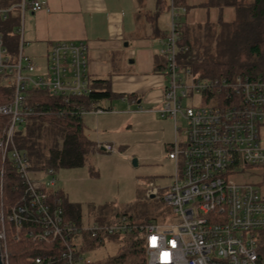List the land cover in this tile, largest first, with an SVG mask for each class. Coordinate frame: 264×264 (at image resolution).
Returning a JSON list of instances; mask_svg holds the SVG:
<instances>
[{"label":"built area","instance_id":"2783aa9c","mask_svg":"<svg viewBox=\"0 0 264 264\" xmlns=\"http://www.w3.org/2000/svg\"><path fill=\"white\" fill-rule=\"evenodd\" d=\"M46 0H19L0 8L5 18L13 7L20 12V44L15 55L0 35V83L11 87L7 102L0 103V115L7 121L0 134V197L5 181L15 178L17 199L5 214L0 198V223L6 219L17 234L38 241H57L54 254L38 256L32 264H99L85 255L90 239L136 230L143 259L135 264H264L259 257L258 239L264 232V195L248 183H238L232 174L242 166H264L260 127L264 125V73L208 76L181 65L179 54L187 50L181 31L186 7L170 0L167 34L159 53L164 56L165 86L158 112L173 120L175 140L168 151L174 161L173 180L163 197L176 222L131 220L120 214L109 224H84L68 217L61 199L51 198L55 189L54 170L34 171L17 147L18 126L34 108L26 104V93L37 88L63 98L90 93L87 71L88 47L83 41L52 43L42 70L23 52V16L27 9L39 10ZM100 112V107L82 110ZM178 119L184 121L185 142L179 149ZM99 149L114 152L108 144ZM41 173V178L35 176ZM32 175V176H31ZM148 184L146 197L158 196ZM16 234V235H17ZM4 233L0 231V239Z\"/></svg>","mask_w":264,"mask_h":264},{"label":"rangeland","instance_id":"374dc122","mask_svg":"<svg viewBox=\"0 0 264 264\" xmlns=\"http://www.w3.org/2000/svg\"><path fill=\"white\" fill-rule=\"evenodd\" d=\"M238 1L244 3L249 0ZM169 3L170 0H162L160 4H157L156 0L140 2L143 13L141 24L146 28L145 34L148 35L149 27L152 25L161 33H165ZM183 4L186 12L182 16V21L187 23L189 32L194 35L191 41L200 57L203 60L228 59V55L224 54L226 46L220 45L218 38L221 40V24L234 19V7L214 5L209 0H183ZM145 13L150 15L149 19ZM27 22V20L24 22L25 29L29 26ZM149 37L152 45L159 47L158 39ZM22 45L24 54H30L34 63L44 70L46 56L37 54L35 47L28 45L26 38L22 39ZM123 51L127 49L124 48ZM154 52L158 53V49ZM162 57L164 59L163 55ZM129 60L125 57L119 59L122 62L118 64L121 67L118 70L126 71V67L131 66ZM197 71L202 72V69ZM159 76L162 85L166 76L163 72ZM119 100L110 98L101 101L100 112L91 110L83 114L85 119L88 115L107 113L110 110L108 113L112 126L116 127L122 122L123 126L111 132L115 151L103 152L97 147L93 149L94 152L83 166L59 168L54 172L55 186L63 191L69 203L79 206V220L84 224H109L120 214L137 218L134 220L145 221L154 216L160 218L163 214L171 213L163 197L169 191L174 174V161L168 157V151L175 140L173 120L160 116L158 112L160 101L150 107L143 103L134 107L132 104L127 106ZM177 126L176 140L181 149L185 142L184 121L178 119ZM260 136L261 145L264 146V125L260 127ZM133 159L136 160L135 165L132 163ZM35 176L41 178L42 174L37 173ZM231 176L238 183L252 184L264 195V166H242ZM150 183L160 190L158 196H145L144 190ZM158 221L173 223L176 219L175 216H171L170 219ZM124 244V234L106 235L102 240L94 241L85 255L99 264H111Z\"/></svg>","mask_w":264,"mask_h":264},{"label":"trees","instance_id":"16d2710c","mask_svg":"<svg viewBox=\"0 0 264 264\" xmlns=\"http://www.w3.org/2000/svg\"><path fill=\"white\" fill-rule=\"evenodd\" d=\"M18 1L0 0V8L15 6ZM161 2L162 0H156L157 4ZM175 2L184 6L183 0H175ZM209 2L214 5L234 7V19L221 24V40L218 38V43L226 46L224 54L228 55V59L225 61L203 60L191 41L194 35L189 32L187 23L181 19L183 43L187 50L179 54V63L192 67L194 70L202 69V72L208 76L237 73L255 76L264 73V0H249L244 3L238 0H209ZM157 13L156 11L155 14ZM19 24L20 14L16 7H13L5 18L0 16V35L11 55H15L19 48ZM157 68L163 69L164 64H158ZM91 86L89 94L71 97L66 101L41 89L32 88L27 91L25 102L34 108V112L27 116L21 128L17 129L15 142L26 155L32 170L42 171L52 168L55 172L59 168L80 167L86 163L89 152L95 149V143L84 132L81 109L89 110L99 107L98 103L101 100L112 97L108 78L91 77ZM10 96L11 87L0 83V103L7 102ZM6 121V117L0 115V134ZM16 184L15 178L5 181L0 197L4 202L5 214L8 212V205L12 204L19 194L14 190ZM48 192L51 198L61 199L68 217L79 221V206L69 203L61 189L55 187ZM128 217L131 220L137 219L130 215ZM160 218L154 216L145 221H157ZM0 231L4 233L3 239H0V248L5 264H32L35 257L54 254L60 245L57 241L33 240L26 235L24 229L17 234L13 224L6 219L0 223ZM137 233L136 230H132L124 234L125 244L122 245L119 255L111 264L141 262L143 257ZM94 241L96 239L88 240L87 246H91ZM258 244L259 257L264 259V232L260 234ZM50 264L63 263L58 261Z\"/></svg>","mask_w":264,"mask_h":264},{"label":"crops","instance_id":"0c3cea01","mask_svg":"<svg viewBox=\"0 0 264 264\" xmlns=\"http://www.w3.org/2000/svg\"><path fill=\"white\" fill-rule=\"evenodd\" d=\"M141 1L46 0L39 10L25 11L23 40L26 38L28 45L34 46L35 52L44 57L55 41H83L88 47L87 71L94 78L109 79L111 98H119L127 106L132 104L135 107L143 103L150 107L159 103L165 86L164 77L161 85L162 79L159 76L163 69H158L157 65L164 64L159 50L167 30L161 33L152 25L148 35L145 34L146 28L141 24ZM146 18L149 19L150 15H146ZM26 20L29 26L25 29ZM149 36L158 39L159 47L152 45ZM124 48L127 51H123ZM156 49L158 53L154 52ZM122 57L130 59L131 66H127L126 71L118 70L121 68L118 64L122 62L119 59ZM108 112L88 115L85 119L82 115L84 132L95 143V149L103 144L115 149L111 132L123 124L121 122L113 127ZM93 152V149L89 152L88 159ZM89 168L92 170V167Z\"/></svg>","mask_w":264,"mask_h":264},{"label":"water","instance_id":"95a60500","mask_svg":"<svg viewBox=\"0 0 264 264\" xmlns=\"http://www.w3.org/2000/svg\"><path fill=\"white\" fill-rule=\"evenodd\" d=\"M18 128L20 129L21 126H18ZM132 163L135 165L136 160L133 159V160H132ZM151 197H153V195H151ZM0 264H5L4 259H3V257H2L1 248H0Z\"/></svg>","mask_w":264,"mask_h":264}]
</instances>
